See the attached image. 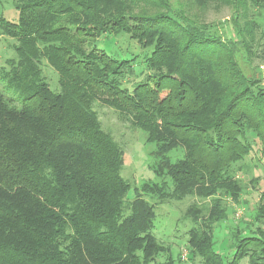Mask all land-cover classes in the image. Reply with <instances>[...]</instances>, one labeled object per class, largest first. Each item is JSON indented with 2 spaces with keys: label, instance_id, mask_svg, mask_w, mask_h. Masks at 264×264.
Listing matches in <instances>:
<instances>
[{
  "label": "trees",
  "instance_id": "16d2710c",
  "mask_svg": "<svg viewBox=\"0 0 264 264\" xmlns=\"http://www.w3.org/2000/svg\"><path fill=\"white\" fill-rule=\"evenodd\" d=\"M193 1L229 5L232 33L170 0H13L18 19L0 15V33L16 40L4 73L15 98L0 91V264H177L153 231L154 207L140 191L127 198L124 151L102 128L98 101L157 143L158 174L172 183L150 185L159 196L203 200L187 211L191 257L225 264L215 229L229 218L227 200L247 204L249 184L259 190L264 157V0ZM120 33L149 50L141 60L87 46ZM173 150L183 156L173 161ZM252 211L230 230V264H264V190Z\"/></svg>",
  "mask_w": 264,
  "mask_h": 264
},
{
  "label": "rangeland",
  "instance_id": "374dc122",
  "mask_svg": "<svg viewBox=\"0 0 264 264\" xmlns=\"http://www.w3.org/2000/svg\"><path fill=\"white\" fill-rule=\"evenodd\" d=\"M170 3L175 10H180L182 5L185 9V15L192 21L206 23V26L212 27L211 30L218 28L220 35L228 36L232 33L231 19L234 16V12L224 1H214V3L211 2L213 3L212 5L204 6L195 4L193 0H170ZM0 15L11 21L18 19V11L14 7L13 0H0ZM15 42V39L0 33V91L10 100L15 98V94L13 93V89L8 86V80H5L4 73L10 71V68H12L10 59L16 56L13 46ZM87 46L89 48L96 46L99 49L105 50L108 54L123 58L138 55L140 60L149 51L142 48L137 41L131 39L126 33L110 34L88 39ZM259 62L262 63L261 58L254 57L253 67L257 64L260 66ZM144 65L139 70L144 69ZM40 66L43 70L42 77L45 78V81L53 89H58L59 74L54 67L46 59H42ZM260 67V70L264 71V65ZM248 70L250 75L255 74V71ZM136 81L139 80L131 77L126 81L125 85L132 89L133 83ZM94 108L104 131L108 132L124 151V163L121 175L131 184L127 198L134 199L140 191L149 205L154 207L156 218L153 231L161 241L171 247V251L169 252L177 260V264H204L201 258L191 257L188 247L189 229L194 223L193 219L187 215L188 209L192 206L194 207L193 204L195 202H199L198 204H200L203 200L194 196H187L182 200L159 196L160 193L155 188L150 187V185L163 181H168L170 185L172 183L169 181L167 175L162 174L159 176L158 174V166H160L159 163H163V159L155 155L158 151L157 143L148 141V133L136 127L132 123L129 114L123 112L121 114V111L115 107L100 101L95 103ZM169 156L175 161L183 156V152L181 150H173L170 154H167V157ZM258 157L262 156L260 154L256 155L255 162L258 161ZM257 163L259 166L255 167L254 177L258 180L256 188H259V190L254 189L249 184L251 177L245 176L244 181L246 184H249V190L244 194V200L247 204L240 205L233 203L232 200H227L229 207L232 209H229V218L221 227L215 229L216 249L222 253L225 264H230L235 251V240L230 235V230L233 227H238L240 221H252L253 207L259 201L260 192L264 190V157H262L261 162ZM239 211L240 213L238 214ZM167 256L165 254L160 255L156 260L163 261ZM179 257L181 258L180 262L178 261ZM243 264H249L248 259H244Z\"/></svg>",
  "mask_w": 264,
  "mask_h": 264
},
{
  "label": "built area",
  "instance_id": "2783aa9c",
  "mask_svg": "<svg viewBox=\"0 0 264 264\" xmlns=\"http://www.w3.org/2000/svg\"><path fill=\"white\" fill-rule=\"evenodd\" d=\"M240 213V211L238 212V214ZM183 256H185V255H183Z\"/></svg>",
  "mask_w": 264,
  "mask_h": 264
}]
</instances>
